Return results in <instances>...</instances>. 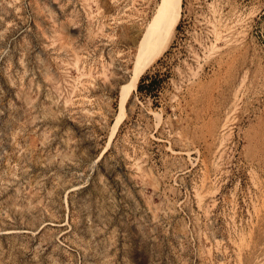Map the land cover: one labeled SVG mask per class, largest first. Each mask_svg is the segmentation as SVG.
I'll return each mask as SVG.
<instances>
[{
  "label": "rangeland",
  "instance_id": "obj_1",
  "mask_svg": "<svg viewBox=\"0 0 264 264\" xmlns=\"http://www.w3.org/2000/svg\"><path fill=\"white\" fill-rule=\"evenodd\" d=\"M158 2L0 0V264H264V0H183L110 140Z\"/></svg>",
  "mask_w": 264,
  "mask_h": 264
},
{
  "label": "bare ground",
  "instance_id": "obj_2",
  "mask_svg": "<svg viewBox=\"0 0 264 264\" xmlns=\"http://www.w3.org/2000/svg\"><path fill=\"white\" fill-rule=\"evenodd\" d=\"M182 8L183 0H159L151 19L145 28L138 32L139 34L141 32V36L138 42L134 40L137 42V49L133 66L128 80L119 90L120 115L112 129L110 140L117 131L125 106L137 89L141 78L168 50L181 20Z\"/></svg>",
  "mask_w": 264,
  "mask_h": 264
},
{
  "label": "trees",
  "instance_id": "obj_3",
  "mask_svg": "<svg viewBox=\"0 0 264 264\" xmlns=\"http://www.w3.org/2000/svg\"><path fill=\"white\" fill-rule=\"evenodd\" d=\"M159 78H160V74L156 73L154 76L150 78V83L148 85L145 84L142 85V83L144 82L143 80V82H141V84L139 85L138 90L144 93L145 95L153 96V94H155L159 88L161 82Z\"/></svg>",
  "mask_w": 264,
  "mask_h": 264
}]
</instances>
